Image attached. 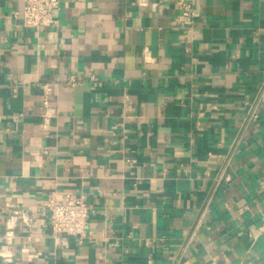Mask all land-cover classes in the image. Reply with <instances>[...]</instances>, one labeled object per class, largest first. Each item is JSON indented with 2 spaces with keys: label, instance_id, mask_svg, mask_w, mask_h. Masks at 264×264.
<instances>
[{
  "label": "crops",
  "instance_id": "crops-1",
  "mask_svg": "<svg viewBox=\"0 0 264 264\" xmlns=\"http://www.w3.org/2000/svg\"><path fill=\"white\" fill-rule=\"evenodd\" d=\"M23 4L0 0V264L264 263V0H62L40 29ZM52 194L91 204L86 237L52 232Z\"/></svg>",
  "mask_w": 264,
  "mask_h": 264
},
{
  "label": "built area",
  "instance_id": "built-area-1",
  "mask_svg": "<svg viewBox=\"0 0 264 264\" xmlns=\"http://www.w3.org/2000/svg\"><path fill=\"white\" fill-rule=\"evenodd\" d=\"M61 3L62 0H24L22 9L15 11L14 14L16 18H20L22 26L40 29L58 21L56 12L60 9ZM183 13L194 14L193 5L185 3ZM46 206L50 227L55 235L69 234L81 238L87 236L86 227L92 207L83 195L69 194L62 199L52 194Z\"/></svg>",
  "mask_w": 264,
  "mask_h": 264
}]
</instances>
